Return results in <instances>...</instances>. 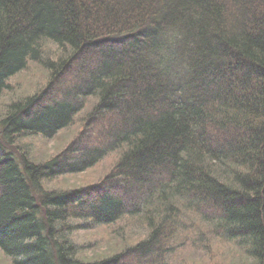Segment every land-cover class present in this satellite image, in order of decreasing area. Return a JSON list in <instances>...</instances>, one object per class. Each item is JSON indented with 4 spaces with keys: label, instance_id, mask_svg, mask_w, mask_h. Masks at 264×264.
I'll return each instance as SVG.
<instances>
[{
    "label": "trees",
    "instance_id": "1",
    "mask_svg": "<svg viewBox=\"0 0 264 264\" xmlns=\"http://www.w3.org/2000/svg\"><path fill=\"white\" fill-rule=\"evenodd\" d=\"M4 92V264H166L190 239L264 264V0H0ZM111 155L93 187H51ZM121 221L146 238L85 258Z\"/></svg>",
    "mask_w": 264,
    "mask_h": 264
},
{
    "label": "rangeland",
    "instance_id": "2",
    "mask_svg": "<svg viewBox=\"0 0 264 264\" xmlns=\"http://www.w3.org/2000/svg\"><path fill=\"white\" fill-rule=\"evenodd\" d=\"M30 68L27 72L30 71ZM23 77L25 80L26 75L16 76L12 80L19 78L20 81H23ZM32 78L35 79V76ZM15 85L18 87H25L27 81H25L24 85H22L21 82H18ZM14 89L15 88L11 86L9 93ZM5 96H7V93L5 92L2 94V97L0 96L1 102H5ZM80 130V126H72L70 129L61 131L60 134L54 138L35 141L33 143L35 145V153L33 155L36 156L38 161L50 159V157L55 156V154L61 149L65 138H70L72 133H80ZM98 135H95L93 139L96 140L99 138L97 137ZM90 143L92 144V142ZM114 161L115 155L108 156L94 165L90 170L84 171L82 174L72 175V177L66 178L65 181L58 182V185L53 183L51 184V187L54 185L60 188L66 187L69 189L93 187L104 179L105 175L108 174L114 164ZM125 224L128 223L121 221L114 226L107 228L98 227L94 231H88L82 234V240L85 242L89 241L90 243V246L85 249V258L98 259V257L108 255L110 252H119L123 247L129 246V244L139 243L146 238L147 231L143 228V224L139 227L130 224L126 227ZM184 238L185 237H182L179 241ZM191 244L192 241L190 239V242L185 243L183 248H180L179 246L173 247L170 254H166L164 257L166 264H242L243 262L231 245L215 242L212 246L204 243V246L202 247L201 245L192 246ZM4 259L5 258L3 257L0 259V264H4L3 261L6 260ZM131 261L132 260H130V262ZM130 262L125 264H129Z\"/></svg>",
    "mask_w": 264,
    "mask_h": 264
}]
</instances>
